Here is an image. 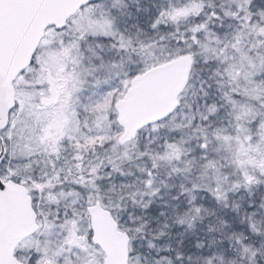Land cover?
I'll return each mask as SVG.
<instances>
[{"label":"snow or ice","instance_id":"1","mask_svg":"<svg viewBox=\"0 0 264 264\" xmlns=\"http://www.w3.org/2000/svg\"><path fill=\"white\" fill-rule=\"evenodd\" d=\"M0 264H264V0H0Z\"/></svg>","mask_w":264,"mask_h":264}]
</instances>
